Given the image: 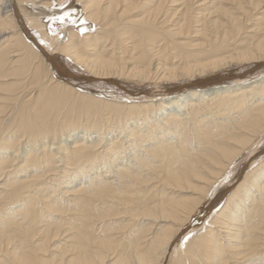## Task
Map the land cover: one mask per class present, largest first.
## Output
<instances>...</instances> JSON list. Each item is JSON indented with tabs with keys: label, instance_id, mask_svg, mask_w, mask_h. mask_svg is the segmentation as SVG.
Wrapping results in <instances>:
<instances>
[{
	"label": "bare ground",
	"instance_id": "obj_1",
	"mask_svg": "<svg viewBox=\"0 0 264 264\" xmlns=\"http://www.w3.org/2000/svg\"><path fill=\"white\" fill-rule=\"evenodd\" d=\"M69 1L0 0V264H264V0Z\"/></svg>",
	"mask_w": 264,
	"mask_h": 264
},
{
	"label": "rangeland",
	"instance_id": "obj_2",
	"mask_svg": "<svg viewBox=\"0 0 264 264\" xmlns=\"http://www.w3.org/2000/svg\"><path fill=\"white\" fill-rule=\"evenodd\" d=\"M71 1V0H70ZM69 1V2H70ZM77 0H74V2H73V5H78L79 3L78 2H76ZM78 6H80L79 7V9H81V5L79 4ZM73 24V23H72ZM79 25V24H78ZM78 25H75V27H77V29L80 31V32H86L85 30H89L88 32H90L91 30L90 29H85V30H82L80 27H78ZM82 30V31H81ZM67 59H69V58H66V63H65V67H67L66 69L68 70V71H71L72 73H74L75 75H78V76H80V77H82V78H85V79H88V81L89 82H86L85 80H82V79H77L76 81H77V83H79V84H81V85H84L85 87H87V88H90L91 90H94V92H91V93H93V94H96V95H99V94H103L102 96L104 97L105 96V98H109L110 99V97L112 98V96L110 95V94H112V92L115 94V95H117V94H120L121 92V94H124V95H126V94H128V91H130V90H136V89H139V87H141L140 88V90L142 91V92H144V95H147L148 93V95H151L152 93L153 94H155V92H157V93H159V91H151L149 88H152L153 86H151V85H146V86H139L138 84H136V83H133V82H128V81H123V79L121 78V77H117L116 79H117V81H118V83L120 84H114V83H112V82H109V81H105L104 82V80L103 81H90L91 80V77H92V75H91V73L89 72V71H86V69L84 68V67H82L81 65H79V64H76V63H74L73 61H71L70 59H69V61L67 60ZM63 67H64V63L63 64H61ZM67 65V66H66ZM236 68H238V69H236ZM236 68H232V69H229V71H231V70H234V71H232V72H226V71H219V72H217V73H222V74H224V75H229V76H235V75H237L238 74V72H240V71H237V70H242V68H245V67H236ZM84 69V70H83ZM252 69H254V67L253 66H249V67H247L245 70L247 71V70H252ZM244 70V69H243ZM244 70V71H245ZM208 76H212V74L210 73V74H208ZM66 79V78H65ZM180 81V82H179ZM184 81V82H183ZM191 81H192V79H184V80H178V82L176 81V82H172L170 85H172V86H177V85H181V84H189V83H191ZM86 82V83H85ZM102 82V83H101ZM84 83V84H83ZM101 83V84H100ZM176 83V84H175ZM133 84V85H132ZM133 87H132V86ZM168 84H165V86H167ZM114 86V87H113ZM146 87V88H145ZM115 90H114V89ZM112 90V91H111ZM114 90V91H113ZM150 90V91H149ZM95 91H96V93H95ZM147 91H148V93H147ZM90 92V91H89ZM101 92V93H100ZM156 93V94H157ZM106 95H107V97H106ZM2 97H4V96H2ZM26 99L27 98H29V96L28 97H25ZM4 105H7V102L6 101H4V99L2 100V98L0 99V108L1 109H3L4 108ZM177 130H179V131H177L178 133H182L183 131H184V129L183 128H178ZM181 130V131H180ZM170 134V135H169ZM169 134H167L166 133V140H172V141H174L175 140V136H176V134L174 133V132H171V133H169ZM172 134V135H171ZM191 137L193 138L194 137V134H192L191 135ZM190 137V138H191ZM170 138V139H169ZM127 140V138L125 139V141ZM140 142L141 141H139L138 142V144L136 145V146H131L130 148H131V150H129V151H127V154L129 153V155H127V157L129 158V156H130V158H132L133 156H132V154L133 153H137V152H143L144 151V147H142L141 145H140ZM129 143V142H128ZM127 143V146L128 145H131L130 143L128 144ZM142 143V142H141ZM144 144V143H143ZM192 144L194 145L195 144V142H194V140H192ZM137 146H139V147H137ZM142 147V148H141ZM131 152V153H130ZM134 159V158H133ZM246 160H247V158L245 157L244 159H243V163H245L246 162ZM251 162V161H250ZM115 164H114V166L116 167V168H119L120 167V165H119V160H116V162H114ZM121 164V163H120ZM254 164V163H253ZM257 164V163H256ZM118 165V166H117ZM133 165H135V162H134V164H132V167H134L135 168V166H133ZM255 165V164H254ZM253 165V166H254ZM114 166H113V168H114ZM131 166V165H130ZM255 167V166H254ZM255 169V168H254ZM235 186V185H234ZM185 194H187V193H185ZM223 204H224V201H222L219 205H218V207H216L215 208V212H217L218 210H220L222 207H223ZM221 205V206H220ZM209 219H211V218H209ZM207 224V226L210 224V222H206ZM190 228H187V230H189Z\"/></svg>",
	"mask_w": 264,
	"mask_h": 264
},
{
	"label": "snow or ice",
	"instance_id": "obj_3",
	"mask_svg": "<svg viewBox=\"0 0 264 264\" xmlns=\"http://www.w3.org/2000/svg\"><path fill=\"white\" fill-rule=\"evenodd\" d=\"M61 21H63L64 20V17L62 16V17H60L59 18ZM190 235L191 234H189V235H184L183 236V240H182V242H181V244L183 245V244H186L187 242H188V240L190 239Z\"/></svg>",
	"mask_w": 264,
	"mask_h": 264
}]
</instances>
